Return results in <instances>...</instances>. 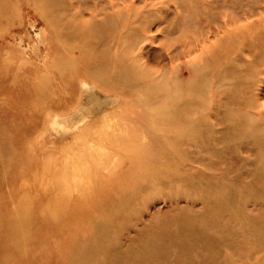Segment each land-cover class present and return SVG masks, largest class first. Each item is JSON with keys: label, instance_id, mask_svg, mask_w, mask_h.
Instances as JSON below:
<instances>
[{"label": "rangeland", "instance_id": "1", "mask_svg": "<svg viewBox=\"0 0 264 264\" xmlns=\"http://www.w3.org/2000/svg\"><path fill=\"white\" fill-rule=\"evenodd\" d=\"M0 264H264V0H0Z\"/></svg>", "mask_w": 264, "mask_h": 264}, {"label": "bare ground", "instance_id": "2", "mask_svg": "<svg viewBox=\"0 0 264 264\" xmlns=\"http://www.w3.org/2000/svg\"><path fill=\"white\" fill-rule=\"evenodd\" d=\"M89 89H92L90 86H89ZM112 101V99H110V100H98V99H96L95 97H94V95H90V94H88L87 95V106H86V110L87 111H89V112H87V113H89L91 116L94 114V113H98V112H100L102 109H103V111H104V106L106 105V104H108V103H110ZM106 107H108V106H106ZM89 109H91V110H89ZM102 112V111H101ZM100 115V114H99ZM107 123V122H106ZM111 123V122H110ZM103 126V125H102ZM108 127V126H107ZM103 129V128H102ZM104 131V130H103ZM108 131H109V129H108ZM106 132H107V130H106ZM112 132V131H111ZM125 132V131H124ZM110 133V132H109ZM116 133V132H115ZM114 133V134H115ZM106 134V133H105ZM108 135V134H107ZM121 135V134H120ZM119 135V136H120Z\"/></svg>", "mask_w": 264, "mask_h": 264}]
</instances>
